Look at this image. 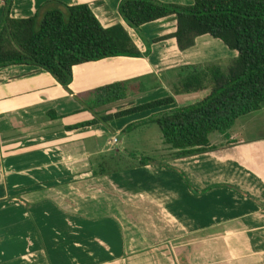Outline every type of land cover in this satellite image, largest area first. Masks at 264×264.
I'll return each instance as SVG.
<instances>
[{"label": "crops", "instance_id": "1", "mask_svg": "<svg viewBox=\"0 0 264 264\" xmlns=\"http://www.w3.org/2000/svg\"><path fill=\"white\" fill-rule=\"evenodd\" d=\"M121 1L14 0L15 19L34 17L56 2L88 4L105 28L123 25L140 51L151 53L75 66L72 93L46 71L0 69V264H264V134L244 136L245 118L264 121V107L238 119L227 135L212 133L216 149L185 158L172 157L154 124L124 134L200 101L199 92L174 94L182 67L229 66L239 53L210 35L181 51L173 17L140 34L121 17ZM4 8L0 0V21ZM115 83H127L130 97L118 111L170 96L175 103L108 126L66 129L102 112L88 108L94 91ZM120 152L138 160L161 157L145 166L135 159L127 190L114 177L94 176L102 157Z\"/></svg>", "mask_w": 264, "mask_h": 264}, {"label": "trees", "instance_id": "2", "mask_svg": "<svg viewBox=\"0 0 264 264\" xmlns=\"http://www.w3.org/2000/svg\"><path fill=\"white\" fill-rule=\"evenodd\" d=\"M53 4L56 6L43 17L38 12L34 17L15 19L14 0H5L0 21V69L28 66L43 70L72 93L69 86L77 65L150 55V49L146 53L140 51L123 25L105 28L88 4ZM119 13L140 34L148 24L175 18L174 38L181 51L194 47L198 37L210 35L239 53L227 68L219 62L182 67L174 94L199 92L200 101L132 125L124 134L140 126L158 125L167 150L174 151L172 157L185 158L216 149L210 142L212 133L227 135L238 119L264 107V0H194L192 5L122 0ZM94 94L96 100L88 107L92 111L126 100L128 84L108 85ZM174 103L175 98L170 96L123 111L94 112L92 120L66 129L108 126L114 119ZM50 117L59 118L57 114ZM130 158L137 159L135 154L127 152L104 156L94 168V176L107 175L116 167L124 169ZM154 162L143 157L137 165ZM134 165L137 166L130 164L128 168Z\"/></svg>", "mask_w": 264, "mask_h": 264}, {"label": "rangeland", "instance_id": "3", "mask_svg": "<svg viewBox=\"0 0 264 264\" xmlns=\"http://www.w3.org/2000/svg\"><path fill=\"white\" fill-rule=\"evenodd\" d=\"M56 6V4H53V5H47V6H45L42 10H41V12H40V16L41 17H43L44 16V14L48 11V10H50V9H52V8H54ZM218 63V62H217ZM207 64H209V63H207ZM224 68H227L228 66L226 65V64H221ZM142 81V80H141ZM143 82H144V80H143ZM177 84V83H176ZM175 84V85H176ZM175 85H173V86H175ZM133 87L134 88H137L138 87V85L135 83V84H133ZM174 88V87H173ZM139 92H141V91H139ZM137 95V92L136 91H133V96H136ZM132 97V96H131ZM128 98H130V97H128ZM135 98V97H134ZM132 99V98H131ZM131 99H129V102H130V100ZM124 102H121V103H116V104H112V105H108V106H101V108L99 109L100 111H102V113H106V112H108V111H115V109L117 108H119V107H122V106H125V104L124 105H121V104H123ZM118 104V105H117ZM98 109V108H97ZM245 119H248L247 121L248 122H250V124H249V126L248 127H246V129H245V134H244V136L245 137H247V138H251V137H253V136H258V135H262V134H264V121H262L261 119H259V117H257V118H255V119H253L252 117H250V118H248V116H247V118H245ZM251 121H254V122H251ZM154 127V129L155 130H157L160 134H161V131H160V128L158 127V125H155V126H153ZM139 140V139H138ZM170 153V152H169ZM151 158H154V159H158V160H160V155L159 154H153V155H149ZM168 159H169V157H168ZM127 163L126 164H128V166L131 164V163H136V160H134V158H130L128 161H126ZM128 166H126V168H124V169H122L121 167H120V169L118 168V167H116L113 171H111V172H109V174H107V175H103L104 177L105 176H110V177H114V179H113V181L118 185V186H124V187H126V189L128 190L129 189V182H127L126 181V178L128 177V173H129V169L131 170V169H134V168H136L137 166H131V167H129L128 168ZM129 178V177H128ZM133 188V187H132ZM131 188V189H132ZM97 202V201H96ZM92 203V201H90V204ZM233 235H229L228 237H232ZM194 238V237H193ZM193 238H191V239H193ZM231 241V240H230ZM235 253L236 252H234V251H230L229 253H228V255H229V257H232V256H235ZM233 254V255H232ZM236 257V256H235Z\"/></svg>", "mask_w": 264, "mask_h": 264}, {"label": "built area", "instance_id": "4", "mask_svg": "<svg viewBox=\"0 0 264 264\" xmlns=\"http://www.w3.org/2000/svg\"><path fill=\"white\" fill-rule=\"evenodd\" d=\"M113 142L116 144L118 142V140L117 139H114Z\"/></svg>", "mask_w": 264, "mask_h": 264}]
</instances>
